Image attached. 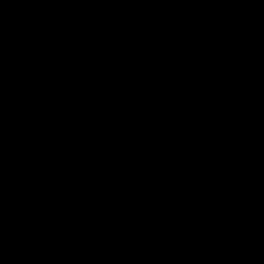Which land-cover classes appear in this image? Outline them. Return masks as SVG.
<instances>
[{
    "label": "water",
    "instance_id": "95a60500",
    "mask_svg": "<svg viewBox=\"0 0 264 264\" xmlns=\"http://www.w3.org/2000/svg\"><path fill=\"white\" fill-rule=\"evenodd\" d=\"M0 264H264V0H0Z\"/></svg>",
    "mask_w": 264,
    "mask_h": 264
}]
</instances>
